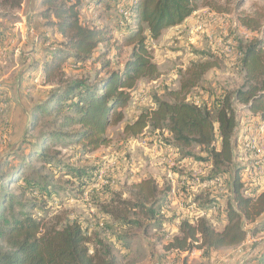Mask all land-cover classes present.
<instances>
[{
  "label": "trees",
  "instance_id": "16d2710c",
  "mask_svg": "<svg viewBox=\"0 0 264 264\" xmlns=\"http://www.w3.org/2000/svg\"><path fill=\"white\" fill-rule=\"evenodd\" d=\"M103 1L91 0L93 4ZM115 1L123 28L122 40L118 42L108 28L81 18L85 6L82 0H40L46 26L57 32L62 41L45 49L46 60L38 66L45 84L54 87L45 101L33 108L32 129L45 118H53L56 129L39 141H26L31 163L52 165L49 159L52 148L60 141L72 142L79 147L82 156L109 147L112 142L109 132L124 123L125 112L140 82L160 79L153 42L164 32L183 25L198 10L199 4L206 1L207 6L215 8L212 0ZM9 3L20 8L23 0H10ZM108 4L110 8L111 3ZM260 22L247 17L242 19L245 27L256 32L264 28ZM112 42L119 52L123 48L131 50L125 64L117 69L110 56ZM101 47L103 51H99ZM92 60L101 62L93 80L67 77L65 66L85 65ZM216 67L203 61L186 68L179 89L169 91L164 99H156L155 108L143 109L133 122L125 123L123 139H137L148 130L167 131L178 152L189 151L195 146L206 150L213 175L234 166L241 130L237 106H243L264 122V35L246 46L242 60L245 80L239 89L222 93L210 106L188 102V96ZM12 157L15 156L7 158V172L0 176V264H118L115 242L128 250L135 239L127 232V227L137 225L136 222L142 227L145 221L158 224L159 228L163 226L166 217L160 214H165L171 188L160 187L153 177L133 183L126 192L109 193V199L98 205L99 226L111 222L124 231L122 237L112 235L115 241H110L93 226L64 215H54L57 213H53L51 205L59 206V193L67 192L66 189L49 185L44 180L25 181L26 159L9 163ZM54 168L61 179L70 180L66 184L73 186L72 193L78 198L97 180L96 166L61 164ZM244 171L242 167L233 168L230 195L226 197L209 193L195 195L201 208L219 207L216 218H176L178 234L163 245V250L179 254L202 251L208 255L237 249L246 243L248 236L255 238L263 233L264 191L253 188L252 181L246 183ZM24 182L25 190L31 192L33 198L23 201L8 192V185ZM219 198L225 200L224 207L220 206ZM217 219L223 223L222 230L213 227L216 225L212 221ZM253 247L248 264H264V246Z\"/></svg>",
  "mask_w": 264,
  "mask_h": 264
},
{
  "label": "rangeland",
  "instance_id": "374dc122",
  "mask_svg": "<svg viewBox=\"0 0 264 264\" xmlns=\"http://www.w3.org/2000/svg\"><path fill=\"white\" fill-rule=\"evenodd\" d=\"M9 1L0 0V176L7 172L9 167L7 158L10 156L15 157H12L9 163L26 159L28 168L25 172V181L27 179L40 182L44 180L49 185L66 189L67 192L59 193L61 198L59 206L55 203L51 205L53 213H57L54 215H64L66 218L69 217L85 225L93 226L98 229L95 231L104 233L110 241L114 240L112 235L122 237L124 231L120 226L111 222L105 223L103 227L99 226L101 214L98 205L109 199V193L126 192L133 183L155 176V180L162 183V188L175 189L176 200H168L167 206L164 211L162 210L165 214L161 212L160 215L166 218L160 228L158 224H151L147 221L142 227H140V222H136L135 226L127 227V232L135 239L129 251L123 250L118 244L115 245L118 264H154L156 262L164 264H248L255 249L253 246H264V232L255 237L256 242L246 244L245 247L221 250L208 255L201 254L193 258H171L168 252L163 250V245L177 234L178 220L176 218L186 212L180 210L181 204L186 205L181 194L184 192L183 183H196L197 179L200 180L201 188L195 192L184 193L187 201H194L193 196L200 193L226 197L230 195L233 168L237 166L244 170L245 159L248 155L238 152L234 166L224 168L220 170L221 173L213 175L209 154L204 149L195 146L189 151L180 152L179 150L177 156L175 154L176 157H174L171 149L177 148L169 135L165 133L148 130L137 139L125 141L122 132L125 123L134 121L143 109L152 108L151 104H155L156 99H164L166 93L179 89L182 73L184 74L185 68H189L195 62L204 61L217 65L191 94L198 97L203 106H210L213 102L203 99L201 93L212 96L215 93H233L239 89L244 83L245 71L241 60L230 48V43L235 42L238 51L246 52V46L253 39L264 35V28L257 32L251 31L242 23V19L247 17L260 20V23L264 25V0H212L215 8L207 6L206 1L199 4L198 10L191 17V23L180 34L167 33L166 39L162 38L160 42L162 47L172 49L179 55L172 60L173 66L168 70L165 66L170 63L162 67L163 77L161 79L154 82L145 81L141 87L138 85L133 92L128 112L126 110L124 123L112 128L109 132L112 140L110 146L91 155L82 156L79 147L73 145L72 142L60 141L52 148L51 158H49L53 166L43 162L31 163L27 156L26 141L37 139L39 141L43 135L51 134L56 129L53 118H45L33 130L32 110L36 105L45 101L54 87V85L45 84L42 69L38 66L46 60L45 49L50 48L51 44L62 41V37L46 26L47 22L41 16L43 9L40 0H23L20 8H14ZM82 1L85 5L82 19L92 21L99 27L108 28L117 42L122 40L121 12L115 0H104L102 5L93 4L91 0ZM108 3H111L110 8ZM105 4L108 6H104ZM215 38L223 39L226 46H229V51L233 53L229 55L223 53V48ZM111 46L113 47L110 49V56L113 59V67L117 69L125 64L131 50L123 48L119 52L115 42H112ZM99 51H103V48L101 47ZM100 64V61L92 60L85 65H67L65 66L66 75L69 78L88 77L93 80L100 70ZM183 66L186 67L182 68ZM167 73H171L172 76H167ZM140 103H145L147 106L141 108ZM29 105H33L31 110H28ZM237 111L241 124L251 120V113L243 106H237ZM160 142L165 144L168 152L154 157ZM187 153L192 155L187 156ZM52 159H56L57 162ZM111 160H116L120 165L119 170H116V166L107 168ZM170 162H174L177 166L172 168ZM61 164L96 166L98 171L106 169L114 176L116 186L109 189L101 186L86 189L89 191V202H85L82 200L83 195L78 198L72 193L73 186L66 184V181L70 180L60 178L54 167ZM172 174H176L178 178L174 180ZM24 184L25 182L20 185H8V192L20 197L23 201L33 198L32 193L25 190ZM222 205V207L225 206L224 199ZM182 208L186 210L185 207L182 206ZM17 209L18 207L15 210ZM132 221L138 220L132 218ZM214 225L216 226L213 227L217 230L223 229V223H219L218 219L214 221Z\"/></svg>",
  "mask_w": 264,
  "mask_h": 264
},
{
  "label": "built area",
  "instance_id": "2783aa9c",
  "mask_svg": "<svg viewBox=\"0 0 264 264\" xmlns=\"http://www.w3.org/2000/svg\"><path fill=\"white\" fill-rule=\"evenodd\" d=\"M210 37V36H209ZM213 40V38H211ZM219 45L223 48V53L229 55L233 52L229 51V46L227 47L224 43V40H218V38H215ZM230 48L235 51L234 54H236V57L241 60L244 58L245 51L244 50H237V45L235 42L230 43ZM239 49V48H238ZM188 102L197 105L202 106L201 101L198 97H194L192 95L188 96ZM250 121L248 123L241 124V130H239V138H238V149L239 152L247 154L248 158L245 159L247 162V165L245 167L244 171V181L246 183L250 181H258V180H264V122L260 120V118L255 117L250 114ZM158 133H165L168 135L167 131H157ZM163 149H166L165 144L161 143L159 144ZM167 150V149H166ZM172 154L174 157L177 156L178 150L177 149H171ZM176 154V156H175ZM172 156V155H171ZM163 162H165V159H163ZM116 166L115 162H109L107 168H111ZM170 166L172 168H175L177 165L174 162H170ZM117 169V167H116ZM199 175V174H198ZM197 177L196 175H194ZM198 178V177H197ZM199 179L196 180L195 186L197 189L199 186ZM97 186H101L102 188H113L116 186V181L114 179V176L109 173L108 170L103 169L99 170L97 172V182L94 184V186L90 187L96 188ZM89 188V189H90ZM172 194H176V191L174 188H172L171 191ZM190 195V194H189ZM194 197V196H193ZM82 200L85 202H89V191H86L83 196ZM191 200V197H190ZM194 200V199H193ZM192 206L194 205V201H190ZM196 207V206H195ZM201 218L204 216L203 212L199 213ZM256 242V239L254 237L248 236V239L245 244H252ZM186 257H195L199 255L198 251H193L191 253H184ZM154 264H164L162 262H156Z\"/></svg>",
  "mask_w": 264,
  "mask_h": 264
},
{
  "label": "crops",
  "instance_id": "0c3cea01",
  "mask_svg": "<svg viewBox=\"0 0 264 264\" xmlns=\"http://www.w3.org/2000/svg\"><path fill=\"white\" fill-rule=\"evenodd\" d=\"M191 19L192 18H190V19H188L183 25H181V26H179V27H176V28H172V29H170V30H168V31H166V32H164V34L162 35V37L159 39V40H157V41H154L153 42V53H154V59H155V62H156V64L158 65V68H159V70H160V73H161V76H160V79H161V77H163V69H162V67L164 68V66H165V64H168V63H170L169 65H166L165 66V68H166V70H168L171 66H173V63H172V60H174V59H176V57L175 56H177V55H179V53L177 52H174V51H172V49H167V48H164V47H162V43H160L161 42V40H163L162 38H165L166 39V37H165V35L167 34V33H170L171 35H176V34H180L184 29H185V27L188 25V24H190L191 22ZM169 34V35H170ZM168 35V36H169ZM168 38V37H167ZM198 38V37H197ZM186 66H183L182 68H185ZM186 69V68H185ZM167 76H172L171 75V73L169 74V73H167ZM174 78V77H173ZM144 82L145 81H141L140 82V87L144 84ZM222 93H215V94H213L212 96H209V94H207V93H201V95H203V99H205V100H210V101H212V102H214L215 101V99H217L218 97H220V95H221ZM20 97H21V99H23V97L20 95ZM144 106H147L145 103H140V107L142 108V107H144ZM32 107H33V105H29V109L28 110H31L32 109ZM130 107V106H129ZM151 107H152V109L153 108H155V104H151ZM129 110V109H128ZM128 110H127V112H128ZM125 114H126V112H125ZM137 118V116L134 118V120ZM133 122V121H132ZM163 152H168L166 149H163L160 145L158 146V150H156V152L154 153V157H155V155L157 156V155H161ZM110 162H116V160L115 161H110ZM120 165L116 162V167H117V169L116 170H119L120 169V167H119ZM172 178L175 180V179H177L178 177L176 176V174H172ZM154 179H156V177L154 176ZM174 180H172V181H174ZM157 182L159 183L160 181H158L157 180ZM252 183H254L253 184V188H255V189H258V192H260V191H264V180H258V181H252ZM159 185H160V187H162V183H159ZM183 185H184V187H182V190L184 191L183 193H181L180 191H179V193H181L182 195H183V197H184V203L186 204V205H182L183 207H185L184 209H186V210H183V208H182V206L180 205V210L181 211H186V212H183L181 215H180V217H182L183 219H185L186 217H190V218H192L193 216H195V218L196 219H198V218H201V216H200V212H203L204 213V216L202 217V218H207V219H211L212 217H214V218H216V216H217V214H218V208H212V209H206V208H201L200 207V203L199 202H196L195 201V195H194V205L192 206V204H191V202L190 201H187L186 200V194H184L185 192H187V193H190V192H195L196 190H198L199 188H201V186L197 189V187L195 186V183L194 182H192V183H186V184H184L183 183ZM171 191H172V188H171ZM180 194V195H181ZM181 195V196H182ZM197 195V194H196ZM172 198V199H171ZM176 200V194H172V193H170V200ZM222 198H219L218 199V201H219V204H221L220 206H223L222 205ZM181 202H183V200H181ZM196 206V207H195ZM219 206V205H218ZM189 214V215H188ZM215 221V220H214ZM214 221H212L213 223H214ZM176 233L178 234V228H177V230H176ZM176 234V235H177ZM113 241H115V240H113ZM134 242V241H133ZM132 242V243H133ZM131 243V244H132ZM117 243L115 242V245H116ZM131 244H130V248L128 249V250H126V249H123V250H126V251H129V250H131ZM246 246V244H244L243 246H241V247H245ZM241 247H239V248H241ZM251 251H253V249H251ZM199 252V255H201V254H203V252L202 251H198ZM218 252V251H217ZM168 255H170V257L171 258H176V257H182V258H184V257H186V255L184 254V253H182V254H179V253H175V252H168ZM198 255V256H199ZM117 256V255H116ZM117 259H118V257H117Z\"/></svg>",
  "mask_w": 264,
  "mask_h": 264
}]
</instances>
